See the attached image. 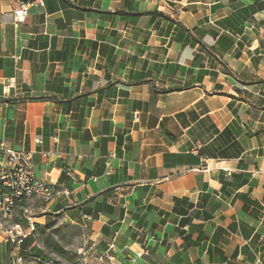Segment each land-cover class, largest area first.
<instances>
[{"label":"crops","instance_id":"0c3cea01","mask_svg":"<svg viewBox=\"0 0 264 264\" xmlns=\"http://www.w3.org/2000/svg\"><path fill=\"white\" fill-rule=\"evenodd\" d=\"M2 142L70 194L0 264L47 216L98 264H264V0H0Z\"/></svg>","mask_w":264,"mask_h":264},{"label":"built area","instance_id":"2783aa9c","mask_svg":"<svg viewBox=\"0 0 264 264\" xmlns=\"http://www.w3.org/2000/svg\"><path fill=\"white\" fill-rule=\"evenodd\" d=\"M29 5L28 1L20 3L15 10L16 21L23 22L26 19ZM35 141L40 143L41 138H36ZM0 152L2 155L0 161V234L15 246H19L25 238L21 225L16 222L12 223L10 228L8 225L14 217H19L20 205L34 197L51 201L59 194L69 195L70 191L60 184L37 177L30 152L15 149L3 142L0 143ZM113 247L111 244L110 248ZM83 250V248L79 249V253L85 254ZM145 252L146 249L138 252L132 259V263L134 264L136 258L142 257ZM22 259V256L18 254L14 261L20 263Z\"/></svg>","mask_w":264,"mask_h":264},{"label":"rangeland","instance_id":"374dc122","mask_svg":"<svg viewBox=\"0 0 264 264\" xmlns=\"http://www.w3.org/2000/svg\"><path fill=\"white\" fill-rule=\"evenodd\" d=\"M22 210L25 212V216L23 217L30 222H34V217H40L44 212L48 211L47 201L34 197L27 202L25 208ZM17 220L18 218L14 217L8 228ZM33 224L34 228L30 232L36 237V245L45 251L46 259H49V262H45L46 260L42 257L40 258L41 261L38 260L33 252V255L25 253L26 258H24L23 264H98L96 254L87 250L91 242L87 228L76 223L67 222L62 217L52 220L49 216L43 218L39 224ZM0 241H2V237H0ZM12 247L11 250H7L10 260L12 258L15 259L18 254L20 255V249ZM58 247L64 248L70 259L57 252ZM81 248L84 249L83 252L85 254L79 253V249ZM6 262V264H9V259Z\"/></svg>","mask_w":264,"mask_h":264},{"label":"trees","instance_id":"16d2710c","mask_svg":"<svg viewBox=\"0 0 264 264\" xmlns=\"http://www.w3.org/2000/svg\"><path fill=\"white\" fill-rule=\"evenodd\" d=\"M22 204H23V203H22ZM22 204H21V205H22ZM24 205H25V204H23V206H24ZM56 251L59 252L62 256L67 257L68 259H70V258L68 257L67 251H66L64 248H62V247H58ZM28 253H29L30 255H33V252H31V251H28ZM34 255H35V256H38L37 253H34Z\"/></svg>","mask_w":264,"mask_h":264}]
</instances>
